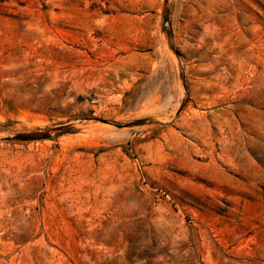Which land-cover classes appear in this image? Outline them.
Returning a JSON list of instances; mask_svg holds the SVG:
<instances>
[{
  "label": "rangeland",
  "instance_id": "1",
  "mask_svg": "<svg viewBox=\"0 0 264 264\" xmlns=\"http://www.w3.org/2000/svg\"><path fill=\"white\" fill-rule=\"evenodd\" d=\"M0 264H264V0H0Z\"/></svg>",
  "mask_w": 264,
  "mask_h": 264
},
{
  "label": "water",
  "instance_id": "2",
  "mask_svg": "<svg viewBox=\"0 0 264 264\" xmlns=\"http://www.w3.org/2000/svg\"><path fill=\"white\" fill-rule=\"evenodd\" d=\"M144 123H146V121H138V122L132 123L131 125H132V126H135V125H142V124H144Z\"/></svg>",
  "mask_w": 264,
  "mask_h": 264
}]
</instances>
